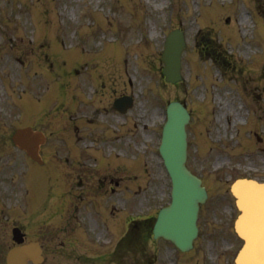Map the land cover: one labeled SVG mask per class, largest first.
Wrapping results in <instances>:
<instances>
[{
	"label": "rangeland",
	"instance_id": "1",
	"mask_svg": "<svg viewBox=\"0 0 264 264\" xmlns=\"http://www.w3.org/2000/svg\"><path fill=\"white\" fill-rule=\"evenodd\" d=\"M208 1L214 2L206 3ZM180 2L185 5L182 6ZM180 2L0 0V105H3L4 101L6 103V98L10 97L7 96L8 88L5 86L4 89L1 84L3 75L12 80L10 91L24 92L22 95H26L28 90L20 91L28 82L23 76L30 78L35 74L44 77L45 67L48 68L50 60L53 68L64 66L68 71L74 67L79 68L77 76H80L79 78L86 76L83 88L87 91L86 97L89 96L90 99L95 95L92 81L97 78L89 76V73H92L91 68L96 73L102 72L98 77L117 90L118 93L114 92L113 97L119 93L133 94L134 106L125 116L128 123L125 137L126 139L134 137V130L129 131V125H133L138 136V144L141 145L134 150L135 160L131 157L119 160L120 165H126L125 168L132 174L127 173V178L124 176V182L117 186L119 191L115 195L111 193L114 204L107 202L106 205L109 210L111 209L110 215H118L119 207L127 209L119 220L127 219L128 225L133 218L140 220L152 218L158 209L169 201V178L155 150L165 119V105L172 100L183 101L191 112L187 126V165L202 179L209 191L198 219L200 236L194 250L186 255L185 262L232 264L233 252L230 243L234 241L236 246V240L231 239L235 209L229 187L239 177H252L264 181V0H180ZM126 13L132 15L134 13L136 16L133 20L136 23L127 27ZM140 13L144 15L139 18L137 15ZM120 14L124 15V18ZM242 14L246 17L245 23L240 22ZM197 15L200 26L196 23ZM229 15L232 16V20L226 25L224 20ZM129 18L131 22V16ZM142 20L143 22H140ZM177 27L183 30L188 42L182 55L183 81L178 85H170L166 84L160 75L162 67L160 52L165 39L164 34ZM238 28L245 32V36ZM210 38L215 40V47L225 53L229 61L222 63L220 59L202 55L205 53L203 45ZM109 39L116 42V45L124 42L122 48L127 54L125 68L122 65L119 70H114L118 65L113 68L111 59L122 60L124 55L119 54L113 47H108L106 43L109 42L106 41ZM47 44L50 46L43 47ZM92 45L105 52L104 60L100 61L101 58L91 49ZM102 45L107 47L101 48ZM26 48L29 50L28 55L24 53ZM246 49L249 52H245ZM150 51L152 53L147 54ZM51 52L58 56L57 60L52 58ZM18 56L23 59L22 63L17 61L20 58H15ZM82 58L89 62L88 71L84 66L80 67ZM217 62L226 67H221ZM64 67L61 74L65 79ZM102 67L106 69V73L105 70L101 71ZM9 68L11 71L4 74ZM20 70L26 71L23 72V76L20 75ZM52 71L55 72L54 69ZM66 93L64 84L61 97L64 104L67 102ZM46 96L50 97L49 94ZM93 102L95 104L89 107V113L93 109L98 110L95 116L101 121V115L105 114L103 106L108 102L100 103L94 100ZM21 103L24 105V100ZM202 104L206 105L202 108ZM0 108L4 110L6 107ZM82 110L87 113L85 108ZM90 115L91 113L89 117ZM113 119L114 122L121 123L117 117L113 116ZM78 123L80 124L79 121ZM199 128L201 130H198ZM98 130L99 128L97 134ZM121 134L124 136L123 129L117 132V135ZM198 135L205 137L204 148L201 146V151L197 150L202 144L198 140ZM246 140L251 142V149ZM13 156L20 167L23 164V157L18 153H14ZM140 156L141 163L136 161ZM139 164L142 171L137 175ZM39 169L32 168L30 171ZM31 172L28 173V177ZM109 172L114 175L113 171ZM69 177L74 178V173L69 174ZM115 177H123L122 172L115 173ZM36 181L38 182L35 193L29 192L26 200L27 208L31 205L33 213L41 208L42 189L44 193L47 192V182H43L42 188L39 178ZM30 184L33 188V182ZM14 203L10 205L12 209L1 206L5 210L3 213L5 221H11L13 217L17 219L20 217L19 213L26 210L23 204L18 205L16 201ZM15 209L19 212H15ZM129 214L131 215L128 216ZM84 217L80 215L81 222L93 216ZM20 218L24 224L23 228L26 226L28 239H38L46 233V228L50 229L46 224L40 225V220L31 222L27 215ZM133 229L135 228L127 226L126 232L135 231ZM67 234L69 238L74 233ZM135 238V235L128 234L122 245L126 264H148L154 262V258H157L155 260L157 264H177L178 261L182 264V256L179 258L176 253L170 255L171 247L159 241L146 240L144 246L140 245L141 249L138 250L137 244L132 240ZM11 242L10 231L5 229L0 233V264L5 263L6 250L3 254L2 250L7 249ZM93 250L94 254H97L103 249ZM110 251V264H113L112 260H116L113 246ZM81 261L83 264H91V260L87 258ZM62 263L76 264L74 261L65 260Z\"/></svg>",
	"mask_w": 264,
	"mask_h": 264
},
{
	"label": "water",
	"instance_id": "2",
	"mask_svg": "<svg viewBox=\"0 0 264 264\" xmlns=\"http://www.w3.org/2000/svg\"><path fill=\"white\" fill-rule=\"evenodd\" d=\"M175 39V38H174ZM182 46V43H181ZM178 43L174 44L173 39L169 38L166 47L165 71L169 77L177 76V58L181 51ZM183 118L179 112L172 114L168 124L164 127V135L161 145V153L165 160L167 169L173 180V197L168 209L162 211L159 218L157 231L159 235L174 241L178 246L184 248L190 242L194 234V221L197 212V202L201 200L198 194L197 183L193 181L190 174L183 166ZM249 185L250 193L253 191L261 192L256 183L245 182ZM264 193V191H262ZM248 250L241 253V262L248 254Z\"/></svg>",
	"mask_w": 264,
	"mask_h": 264
},
{
	"label": "bare ground",
	"instance_id": "3",
	"mask_svg": "<svg viewBox=\"0 0 264 264\" xmlns=\"http://www.w3.org/2000/svg\"><path fill=\"white\" fill-rule=\"evenodd\" d=\"M245 19V17H244ZM238 193L244 194V191L238 186ZM258 192V191H257ZM248 194H244V198H248ZM257 199L251 201V204L244 203L243 196L240 195V201L242 202L243 208H249L250 210L256 209L259 214L254 215V220H249L248 223V235L251 239L248 241L249 253L244 258L245 264H264V194L259 192L256 194ZM242 264V262H239Z\"/></svg>",
	"mask_w": 264,
	"mask_h": 264
}]
</instances>
